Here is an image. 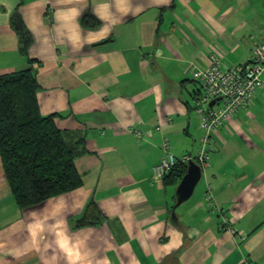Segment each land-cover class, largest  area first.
<instances>
[{
	"label": "crops",
	"instance_id": "obj_1",
	"mask_svg": "<svg viewBox=\"0 0 264 264\" xmlns=\"http://www.w3.org/2000/svg\"><path fill=\"white\" fill-rule=\"evenodd\" d=\"M87 13L101 25L85 28ZM261 42L264 0H0V74L34 68L40 111L78 147L83 177L22 209L0 156V264H264V73L213 133L203 189L175 216L181 180L152 179L165 136L178 158L199 151L194 71L217 54L249 61ZM92 199L103 224L73 230Z\"/></svg>",
	"mask_w": 264,
	"mask_h": 264
},
{
	"label": "trees",
	"instance_id": "obj_2",
	"mask_svg": "<svg viewBox=\"0 0 264 264\" xmlns=\"http://www.w3.org/2000/svg\"><path fill=\"white\" fill-rule=\"evenodd\" d=\"M85 28H97L101 21L92 13L81 18ZM12 25L21 49L27 52L33 35L16 13ZM33 60L30 61L32 63ZM37 73L33 67L0 74V156L14 198L22 209L73 191L83 185L75 160L80 151L68 140V133L55 123L57 115H43L37 92ZM187 164L178 163L165 177L170 185L182 180ZM95 201L89 200L72 229L103 224Z\"/></svg>",
	"mask_w": 264,
	"mask_h": 264
},
{
	"label": "built area",
	"instance_id": "obj_3",
	"mask_svg": "<svg viewBox=\"0 0 264 264\" xmlns=\"http://www.w3.org/2000/svg\"><path fill=\"white\" fill-rule=\"evenodd\" d=\"M253 56L249 61L237 65H227L217 54L211 59L206 70L194 71V78L201 83V89L196 93L194 108L202 119L204 135L196 156L185 155L179 160L171 148L168 136L163 138L161 148L164 152L160 162L153 167L152 179L164 178L180 161L191 159L198 161L203 167L209 165L208 152L213 132L233 116L239 109L251 106L257 89L262 84L264 73V42L255 45ZM214 104H212V102ZM157 126V130H161ZM139 137L145 136L141 130H133ZM208 198H213V185L208 186Z\"/></svg>",
	"mask_w": 264,
	"mask_h": 264
},
{
	"label": "water",
	"instance_id": "obj_4",
	"mask_svg": "<svg viewBox=\"0 0 264 264\" xmlns=\"http://www.w3.org/2000/svg\"><path fill=\"white\" fill-rule=\"evenodd\" d=\"M214 102L215 101H213L212 104H214ZM202 176L203 169L201 165L193 160L189 161L187 171L176 189L177 203L173 208V216L176 214V208L192 197L197 185L202 179Z\"/></svg>",
	"mask_w": 264,
	"mask_h": 264
},
{
	"label": "bare ground",
	"instance_id": "obj_5",
	"mask_svg": "<svg viewBox=\"0 0 264 264\" xmlns=\"http://www.w3.org/2000/svg\"><path fill=\"white\" fill-rule=\"evenodd\" d=\"M197 81H198V80H197ZM201 120H202V119H201ZM224 123H225V122H224ZM221 126H222V125H221ZM203 131H204V129H203ZM213 133H214V132H213ZM203 135H204V133H203ZM203 135H202V136H203ZM212 135H213V134H212ZM211 138H212V137H211ZM200 140H201V138H200ZM200 140H199V141H200ZM210 142H211V141H210ZM210 148H211V146H210ZM210 148H209L208 156H209V153H210ZM197 154H198V153H197ZM197 154L192 155V154L188 153V154H186V155L196 156ZM184 156H185V155H184ZM177 158H178V157H177ZM178 159L181 160V158H178ZM191 160H193V161H195L196 163H198L199 165H201V164H200L198 161H196L195 159H191ZM191 160H189V161H191ZM189 161L186 162V163H185V162H182V161H180V162L185 163V164H187V166H188ZM180 162H179V163H180ZM208 163H209V158H208ZM208 166H209V165H208ZM208 166L203 167V166L201 165V167H202V169H203V175H204L205 170L207 169ZM172 169H173V168H172ZM172 169H171V170H172ZM171 170H170V171H171ZM170 171H169V172H170ZM167 175H168V174H167ZM167 175H166V176H167ZM166 176H165V177H166ZM202 178H203V176H202ZM180 182H181V181H180ZM212 191H213V188H212ZM207 193H208V191H207Z\"/></svg>",
	"mask_w": 264,
	"mask_h": 264
},
{
	"label": "rangeland",
	"instance_id": "obj_6",
	"mask_svg": "<svg viewBox=\"0 0 264 264\" xmlns=\"http://www.w3.org/2000/svg\"><path fill=\"white\" fill-rule=\"evenodd\" d=\"M203 186H204V179L202 178L201 181L199 182V184L196 187V190H195L196 193H195V196L194 197H196L198 195V193H200V191H202ZM175 205H176V203L174 204V206Z\"/></svg>",
	"mask_w": 264,
	"mask_h": 264
}]
</instances>
